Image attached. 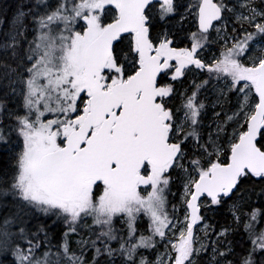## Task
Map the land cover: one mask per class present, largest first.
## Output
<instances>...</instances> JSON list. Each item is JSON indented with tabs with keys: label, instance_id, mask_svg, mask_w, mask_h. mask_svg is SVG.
Returning a JSON list of instances; mask_svg holds the SVG:
<instances>
[{
	"label": "snow or ice",
	"instance_id": "6c2138e0",
	"mask_svg": "<svg viewBox=\"0 0 264 264\" xmlns=\"http://www.w3.org/2000/svg\"><path fill=\"white\" fill-rule=\"evenodd\" d=\"M0 264H264V0L21 4Z\"/></svg>",
	"mask_w": 264,
	"mask_h": 264
},
{
	"label": "trees",
	"instance_id": "16d2710c",
	"mask_svg": "<svg viewBox=\"0 0 264 264\" xmlns=\"http://www.w3.org/2000/svg\"><path fill=\"white\" fill-rule=\"evenodd\" d=\"M21 4L22 0H0V37L3 36V33L6 29V26L8 25L9 20H13L17 9Z\"/></svg>",
	"mask_w": 264,
	"mask_h": 264
},
{
	"label": "rangeland",
	"instance_id": "374dc122",
	"mask_svg": "<svg viewBox=\"0 0 264 264\" xmlns=\"http://www.w3.org/2000/svg\"><path fill=\"white\" fill-rule=\"evenodd\" d=\"M27 2H28L27 0H22V4H27ZM13 27H14V18H13V20H9L8 25L6 26V29H5V31L3 33V36L0 37V40L4 39L5 38V34L9 33L13 29ZM0 29H1V23H0ZM175 190L176 189L174 187L173 191H175Z\"/></svg>",
	"mask_w": 264,
	"mask_h": 264
}]
</instances>
